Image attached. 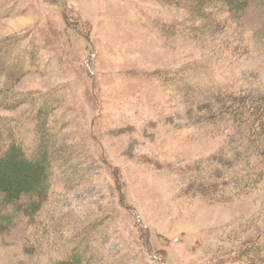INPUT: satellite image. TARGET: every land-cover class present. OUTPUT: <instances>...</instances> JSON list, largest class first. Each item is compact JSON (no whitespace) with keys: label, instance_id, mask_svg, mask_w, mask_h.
Listing matches in <instances>:
<instances>
[{"label":"rangeland","instance_id":"rangeland-1","mask_svg":"<svg viewBox=\"0 0 264 264\" xmlns=\"http://www.w3.org/2000/svg\"><path fill=\"white\" fill-rule=\"evenodd\" d=\"M208 3L0 0V154L48 168L1 214L0 264H264V188L224 182L219 113L264 107V0L238 20Z\"/></svg>","mask_w":264,"mask_h":264},{"label":"trees","instance_id":"trees-1","mask_svg":"<svg viewBox=\"0 0 264 264\" xmlns=\"http://www.w3.org/2000/svg\"><path fill=\"white\" fill-rule=\"evenodd\" d=\"M202 1L209 2L208 5L213 9L224 10V13L229 16L227 20H238L241 12H244L252 0H196L195 7L201 8ZM225 21L223 19L222 23L224 29H227L226 24L224 25ZM219 24L212 29L219 30ZM221 102L223 103L219 113L230 122L232 121L231 130L233 131L230 139L232 137L235 139L234 141L231 139L230 145L226 147V154L232 162L229 169L227 168L224 182L227 186L230 185L237 195L253 191L257 186L264 188V107L251 108L244 102L241 95L233 94H227ZM37 156L35 160H28L22 148L14 144L5 147L0 154V173L14 167L31 171L36 176L34 181L27 178L18 184L6 182L0 175V230L4 228V220L6 223L9 222L7 217L1 215L3 211L8 208L19 209V203L22 200H24L22 204H25L29 198L33 197L40 201L44 196L48 169L46 156L43 153ZM26 203L34 205L36 202L27 201ZM38 205V203L35 205L36 209Z\"/></svg>","mask_w":264,"mask_h":264}]
</instances>
